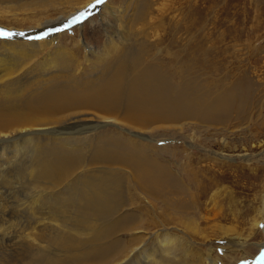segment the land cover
Wrapping results in <instances>:
<instances>
[{
    "label": "bare ground",
    "instance_id": "bare-ground-1",
    "mask_svg": "<svg viewBox=\"0 0 264 264\" xmlns=\"http://www.w3.org/2000/svg\"><path fill=\"white\" fill-rule=\"evenodd\" d=\"M0 1L5 3L0 19L8 14L19 19L21 11L58 4L56 0ZM90 1L83 0L74 11L90 12L98 4L97 0ZM150 2L132 8L134 12L128 15L131 22L141 25L150 21L154 9L161 10ZM72 14L33 21L27 30H14L12 35L0 38V45L5 47L0 50V179L17 177L18 181L11 182L22 189L21 198L15 195L13 201L6 200L10 195L6 187L7 196L0 192V246H5L4 250L15 247L17 252L12 253L14 258L0 257V264H190L186 257H193L194 247L197 249L190 237L201 238L202 242L208 238L200 223L207 220L204 211L217 215L214 199L219 192L212 188L223 182L224 176L222 171L210 172L206 163L191 166L189 154L182 157L185 166L176 164L178 170L182 169V177L171 167L175 165V152H170L171 159L166 162L149 149L161 133L180 134L191 122L221 126L225 135L231 133L229 117L233 115L236 120L247 116L255 84L240 78L230 88L212 92L196 76H179L174 82L165 68L140 64L141 57L132 48L113 45L115 35L108 36L114 46L108 50L112 53H104L95 71L80 75L71 72L70 60L55 54L56 58L48 61L49 67L34 77L18 80L23 78L24 66L19 62L21 56L17 57L24 51L28 57H35L38 49L54 43L55 38L32 39L27 44L12 38H27ZM111 15L120 22L113 11ZM0 30L10 32L2 27ZM117 32L126 40L125 29ZM108 127L113 130L108 131ZM192 136L184 140L188 147L181 152L189 153L188 149L194 147ZM210 153L227 158L221 152ZM68 177H72L71 182L57 189ZM12 205L13 210L28 209L29 221L15 224L17 217L9 210ZM149 213L156 215L150 217ZM250 221L253 228L258 227L259 217ZM211 227L222 230V240L233 237L231 226ZM147 230L154 233L148 234L149 238ZM262 231L264 234V228ZM120 234L130 235L129 239L124 240ZM257 245L261 252L256 263L264 253V242ZM3 251L0 255L6 254ZM198 254H194L195 264H205L207 260L201 262Z\"/></svg>",
    "mask_w": 264,
    "mask_h": 264
},
{
    "label": "rangeland",
    "instance_id": "rangeland-1",
    "mask_svg": "<svg viewBox=\"0 0 264 264\" xmlns=\"http://www.w3.org/2000/svg\"><path fill=\"white\" fill-rule=\"evenodd\" d=\"M20 1L27 2L29 0ZM77 1L80 4L75 5ZM91 1L93 2V0ZM150 1L161 10L154 9L150 21L147 22L146 20L141 25L131 22L132 18L128 15H132L134 12L132 8L143 2L150 4ZM56 2L58 4L54 6L40 7L25 13L21 11L18 15L19 19H13L9 14L0 19V27L4 30H10L7 33L12 35L11 32L14 30L21 32L27 30L26 27L33 21L37 22L47 17L55 18L73 13L61 22L50 23L49 26L42 28L40 33H32L27 38L20 36L12 38L17 39L16 41L22 44H27L32 39L46 40L52 36L55 38L54 43L47 45L44 49H38L35 57H28L27 51L17 57L18 59L21 56L19 62L24 66L22 70L26 74L23 73V78L18 80L21 79L22 81L25 78L34 77L36 72L39 74L43 68L49 67L48 61L54 60L55 54L57 57H66L67 60L71 61L68 62L69 66L72 64L69 67L71 72L75 71L74 73L80 75L84 71H95L99 68L96 66L102 63L104 53H112L108 51L109 47L114 49V46L109 43V37L114 35L116 37L114 36L113 41H111L113 45L120 46L119 49L126 48L130 51L133 49L134 53L141 57L139 59V62L142 60L140 64L157 65L165 68L174 82H177L179 76L180 78L196 76L201 82L210 86L212 92H219L230 88L240 78L252 80L256 87L253 90V101L251 99L249 102L247 116L241 117L243 119L235 120L233 115L229 117L230 121L227 127L233 128L231 133L228 131L225 135L224 131H221L224 130L221 126L217 128L214 126L205 127V124H192L193 122H191L185 126L180 134L170 136L167 132L161 133V136L156 137L158 142H153L155 145L153 149L149 150L153 154L156 153L155 156L160 161L166 162L170 158V152H175V165H171L175 170L177 169V162L179 167L185 166L182 157L188 158L190 154L192 156L191 166L206 163L209 165L208 170L210 172L213 170L222 171L224 176L223 182L212 188L213 191L219 192L218 196L215 195V201L213 200L214 204L218 205L217 215H212L210 210L207 213L204 211L203 214L207 220L200 223L201 228H205V232L208 233V238L202 242L201 238L197 239L191 236L190 239L192 238V241L196 242L198 251L194 247L193 257H186V260L190 264H195L194 254L199 252L197 258L201 262L206 259L205 264H211V259H215L214 264H252L255 262L261 252L257 243L264 242V234L262 233L264 228V0H101L88 13L74 11L83 5V0H56ZM14 3L15 1H11L12 5H15ZM3 4L5 3L0 1V8L4 6ZM1 11L4 12L5 10L2 9ZM112 11L120 19V22H117L115 17L113 18ZM80 13L83 15L81 16ZM73 17H78V19L70 23L73 21ZM39 27L41 28V26ZM119 28L125 29L124 37L126 40L117 36ZM154 33H157L158 37H154ZM0 36L1 39L6 37V35ZM4 49L5 47L0 45V50L3 51ZM53 52L54 54H52ZM112 55H116V53ZM107 130L113 129L108 127ZM183 135L186 137L183 138ZM191 136L194 147L188 149L189 153L187 151L186 153L185 151L181 152L182 148L186 146L184 140L188 141ZM167 139H171V141H167ZM210 151L221 152L220 154L225 155L228 159L223 156L215 157ZM200 158L202 161L199 160ZM215 163L220 164L215 165ZM181 170L177 169L176 172L182 176ZM209 171L206 172L207 176H209ZM10 179L8 176L0 179V192L4 194L3 197L6 195L4 192H8L7 194L11 196L9 195L5 199L13 201L17 197L21 198L20 193L22 192L20 191L22 189L18 183L11 182L18 181L17 177L15 180ZM70 180L72 177H68L57 189L63 188L71 182ZM8 181H10L9 184ZM190 189L194 191L192 185H190ZM17 191L18 193H16ZM129 191L131 190L128 188ZM211 191L208 196L212 193ZM27 192L29 193V191ZM126 194L128 195V193ZM216 201L218 202L216 203ZM42 204L43 207L44 205L48 208L50 206L47 203ZM10 207L11 215L14 214L13 217L18 218L15 219L17 221H13L15 224L19 221H29L28 209L22 208L17 211V208H14L16 210L14 211L13 205ZM21 212L22 214H20ZM149 214L150 217L156 215V213ZM254 216L259 217L257 228H253L250 224V220ZM214 224L231 226L233 237L222 240V233H220L222 230L211 227ZM216 228L217 230H215ZM150 231H146V238H149L148 234L153 232V230ZM176 233L181 236L180 232ZM237 234H241L238 239L237 237L234 238ZM129 236L127 234L119 235L124 240L129 239ZM78 238L75 239L82 240ZM241 244L243 245L242 252L239 248ZM3 247L0 249V253L4 250ZM10 249L8 246V249L3 251L6 254L0 255V257L14 258L17 253L16 249L15 247H10ZM8 250L9 252L13 251L8 254L9 252H6ZM12 253L15 255L13 256ZM255 264H264V260L260 259V262H255Z\"/></svg>",
    "mask_w": 264,
    "mask_h": 264
},
{
    "label": "snow or ice",
    "instance_id": "snow-or-ice-1",
    "mask_svg": "<svg viewBox=\"0 0 264 264\" xmlns=\"http://www.w3.org/2000/svg\"><path fill=\"white\" fill-rule=\"evenodd\" d=\"M101 2V0H97V3ZM83 14H81L82 16ZM78 19V17H73V21H70V23L75 22V20ZM67 27V25H66ZM0 35H9V33L3 32L2 30H0ZM258 259L264 260V254L261 255V257H259Z\"/></svg>",
    "mask_w": 264,
    "mask_h": 264
}]
</instances>
